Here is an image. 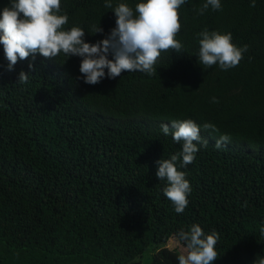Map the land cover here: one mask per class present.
<instances>
[{"label":"trees","instance_id":"1","mask_svg":"<svg viewBox=\"0 0 264 264\" xmlns=\"http://www.w3.org/2000/svg\"><path fill=\"white\" fill-rule=\"evenodd\" d=\"M121 2L134 10L142 0H112ZM205 2L180 7L183 48L162 52L152 76L109 79L105 69L89 85L82 58L63 53L30 55L9 70L0 44V264H178L182 253L167 243L185 248L177 233L194 224L219 234L212 264L264 257V0L254 7L221 0V10L199 15ZM9 5L0 0V12ZM61 13L66 29L85 30L87 43L116 26L105 0H61ZM96 27L103 32L93 33ZM205 28L248 46L238 66L200 64L196 34ZM21 71L27 83L18 81ZM188 118L208 145H198L186 167L177 162L192 189L178 214L156 161L182 150L160 125ZM205 123L219 131L203 130ZM222 134L231 140L217 149Z\"/></svg>","mask_w":264,"mask_h":264},{"label":"clouds","instance_id":"2","mask_svg":"<svg viewBox=\"0 0 264 264\" xmlns=\"http://www.w3.org/2000/svg\"><path fill=\"white\" fill-rule=\"evenodd\" d=\"M186 0H142L133 10L127 3L121 2L113 6L112 0H105V7L115 14L116 26L109 35L96 43L85 42V30L74 25L70 29L68 15L61 13V0H10L0 12V44L8 60V68L12 70L18 60H25L37 53L45 58H55L63 53L67 57H81L79 71L84 82L89 85L100 83L105 78L115 79L122 72L139 71L148 76L155 75V67L162 52L172 50L179 53L183 45L176 39L181 30L179 9ZM252 7L255 0H252ZM209 8L213 11L222 9L221 0H206L197 9L203 15ZM93 33H102L96 27ZM199 42L198 59L204 68L214 65L221 70H228L239 65L248 46L238 47L232 43L231 32L209 31L207 28L197 33ZM109 54L113 59H109ZM33 65L29 64V68ZM29 75L21 71L18 81L27 83ZM213 103L219 101L213 97ZM164 135L171 133L175 142H182V150L170 159L156 161V176L166 180L167 186L163 194L172 202L176 213H183L187 207L188 195L191 193L190 182L186 173L177 168L186 167L195 160L199 146L207 147L208 141L200 135L201 126L193 119L172 120L160 125ZM203 130L218 132L211 123L203 124ZM231 137L222 134L216 139L215 147H227ZM182 158V160H181ZM178 240L186 247L178 256V264H212L218 257L216 245L219 234L212 230L205 234L198 224L189 230L181 229L177 233ZM253 264H264V257H257Z\"/></svg>","mask_w":264,"mask_h":264},{"label":"rangeland","instance_id":"3","mask_svg":"<svg viewBox=\"0 0 264 264\" xmlns=\"http://www.w3.org/2000/svg\"><path fill=\"white\" fill-rule=\"evenodd\" d=\"M165 246V244H164ZM167 247L168 248H171V249H178L181 253L183 252L184 250V247L181 246L179 244V242L176 240V239H172L170 240L168 243H167ZM152 252H151V249L147 252V254L145 255V258L143 259L144 263H147L149 261V259H151L152 257Z\"/></svg>","mask_w":264,"mask_h":264}]
</instances>
